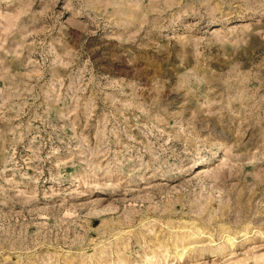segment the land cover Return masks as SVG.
<instances>
[{
  "label": "rangeland",
  "instance_id": "1",
  "mask_svg": "<svg viewBox=\"0 0 264 264\" xmlns=\"http://www.w3.org/2000/svg\"><path fill=\"white\" fill-rule=\"evenodd\" d=\"M0 264H264V0H0Z\"/></svg>",
  "mask_w": 264,
  "mask_h": 264
}]
</instances>
